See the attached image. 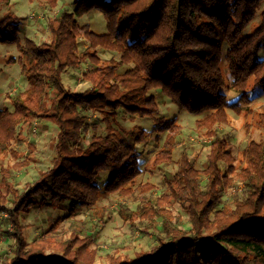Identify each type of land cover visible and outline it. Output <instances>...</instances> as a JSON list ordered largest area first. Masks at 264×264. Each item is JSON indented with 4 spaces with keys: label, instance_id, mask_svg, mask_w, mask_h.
Returning <instances> with one entry per match:
<instances>
[{
    "label": "trees",
    "instance_id": "obj_1",
    "mask_svg": "<svg viewBox=\"0 0 264 264\" xmlns=\"http://www.w3.org/2000/svg\"><path fill=\"white\" fill-rule=\"evenodd\" d=\"M39 1L49 10L60 2ZM11 2L0 0V6ZM263 5L264 0H73V12L63 10L48 22L51 39L42 44L21 39L19 18L11 12L0 17V45L19 52L8 64L19 65L28 83L12 98L13 111L0 108V158L18 157L13 145L24 142L22 127L31 120L58 129L51 167L24 192L11 180L13 169L21 170L27 161L0 170V219L7 214L12 228L11 256L1 264H96V238L79 229L76 218L84 209H97L103 194L135 197L137 189L143 195L138 208L119 207L118 213L133 226L143 225L141 231L153 234L156 246L134 258L107 256V264H264V110L255 113L260 138L250 139L240 154L214 129L230 123L229 111L252 114V100L264 95ZM93 11L105 18L106 33L79 24ZM260 11L256 30L242 37ZM84 39L88 46L82 50ZM100 50L120 58L102 61ZM84 62L96 65L85 74L91 88L75 93L64 76ZM124 66L129 69L122 74ZM226 69L239 95L233 102L221 92ZM155 93L191 115L205 116L197 124L212 138L207 167L200 170L197 158L185 151L160 196L146 195L152 185L136 187L143 174L137 147L162 143L153 167L172 164L183 130L177 118L161 116ZM120 110L152 119L153 127L126 130L105 118V131L97 134V123L86 114L115 117ZM105 173L109 179L98 184ZM237 182L243 184L241 192L224 200ZM38 197L68 205L71 225L65 237L27 242L22 215ZM175 205L186 213V223L171 211ZM63 219L47 232L57 235Z\"/></svg>",
    "mask_w": 264,
    "mask_h": 264
},
{
    "label": "rangeland",
    "instance_id": "obj_2",
    "mask_svg": "<svg viewBox=\"0 0 264 264\" xmlns=\"http://www.w3.org/2000/svg\"><path fill=\"white\" fill-rule=\"evenodd\" d=\"M74 11L73 0H60L55 10L46 9L39 0H12L10 6H0V17L11 12L19 18V24L22 27L20 37L23 41L31 39L37 44L49 42L51 37L48 31V22L54 19L61 11ZM261 10H264V5ZM258 13L255 20L247 27L242 37L252 34L260 23L261 12ZM81 26L89 25L90 28L98 34L106 33L107 24L103 15L98 11H93L82 18L78 19ZM88 43L84 39L81 41V49L87 48ZM99 58L102 61H118L120 56L115 52L104 50L99 51ZM264 58V50L259 54ZM19 57V52L15 46L0 45V108H7L13 111L11 100L18 92L27 89V78L23 75L19 65L11 66L8 64L10 58ZM96 68V65L90 62H84L78 70L67 71L64 76L66 87L75 92L81 93L91 88L90 83L85 79V74ZM129 69L124 66L120 69V73H124ZM231 77L228 69L225 70V84L221 88V92L228 96L233 102L238 98V93L231 87ZM256 93V92H255ZM158 103L160 104L161 116L168 119L177 118L179 125L182 127V135L178 139L180 143L178 149L174 152V162L169 165H163L159 168L153 167V160L161 149L162 143L151 142L149 145H139L137 151L141 154L140 167L143 170L142 176L138 179L136 187L141 185H152L154 189L146 195L160 196L166 191V178L172 177L178 170L177 161L181 155L187 151L191 157L198 160L197 167L203 170L207 167V156L210 153V142L212 138L207 135L206 128H200L198 121L204 119L205 116H194L187 111L182 110L172 104L165 96L155 93ZM252 114H237L229 111L230 123L226 125H217V130L221 135H225L229 144L233 147L235 154H240L248 144L250 139L258 140L260 132L255 126V113L264 110V95L257 96L252 100L250 105ZM92 123H97V134H103L106 128L105 118H109L113 126L129 130L135 126H140L146 131H150L153 127V120L150 118L132 117L124 110H120L117 116L111 117L107 114L91 115L86 113ZM30 125L22 127L24 142L15 143L13 150L18 157L7 156L0 158V170L2 167H13L27 161V165L21 170L13 169L12 182L17 190L24 192L28 185L33 184L42 171H46L51 167L52 159L55 155V146L57 143V127L52 123L39 122L31 120ZM94 132L83 137V144L86 145ZM109 179V173L101 176L98 184L103 185ZM243 189V184L236 183L234 187L227 190L224 200L231 201ZM140 189L136 190L135 197H123L119 194H103L97 209L93 211L82 210L81 214L76 218L78 228L85 233L92 234L96 238V247L98 249V259L96 264H107V256L122 254L128 255L130 258L135 257V253L140 251H150L156 246L153 234H144L141 231L143 225L140 223L133 226L124 221L119 215V207H129L136 210L140 204L142 197ZM37 204L27 213L22 215V225L24 226V234L28 243L35 239L52 237L63 238L68 234L71 222L66 219L68 216V205L61 206L57 202H52L44 197H38ZM43 203V205H41ZM96 211L103 212L104 217L100 219L94 216ZM175 216H180L187 221L186 213L178 206L171 208ZM7 214L2 213L0 219V261L11 256L12 240L9 238L11 227L7 225L5 217ZM58 218H64L60 224L57 235H51L47 232L53 222ZM1 264V262H0Z\"/></svg>",
    "mask_w": 264,
    "mask_h": 264
}]
</instances>
